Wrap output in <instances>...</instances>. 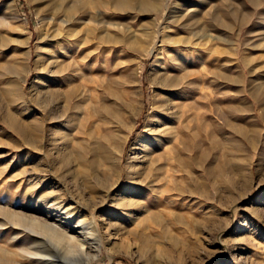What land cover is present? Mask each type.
Masks as SVG:
<instances>
[{
  "label": "rangeland",
  "instance_id": "obj_1",
  "mask_svg": "<svg viewBox=\"0 0 264 264\" xmlns=\"http://www.w3.org/2000/svg\"><path fill=\"white\" fill-rule=\"evenodd\" d=\"M115 2L0 0V91L15 79L27 101L25 106H9L6 99L10 97L5 95L0 107V250L4 248L0 257L9 247L32 246L23 236L11 245L7 241L11 231L7 209L32 214L40 207L47 210L38 202L42 196H62L59 200H64L71 193L78 197L81 189L62 162L72 146L68 137H77L82 143L78 155L89 158L87 150L97 149L102 138L114 131L122 141L123 174L130 161L135 164L138 160L137 165L147 167L149 156L157 161L156 170L152 184L137 186L138 197L133 199L141 205L127 216V211L115 206L116 199L126 194L129 180L124 177L115 185V177L111 178L108 189L113 190L108 192L106 204L93 207L89 199L76 211V218L95 216L102 235L103 246L91 264H264V136L260 139L264 128L259 121L261 108L247 98L251 91L260 95L263 91L264 0H161L157 7L141 12L133 0ZM54 11L69 21L67 28L74 42L68 43L72 57L62 60L68 62L74 56L75 68L66 72L73 75V81H62V87L58 75L47 72L45 64L37 66V54L45 53L40 49L44 25ZM192 32L199 36L193 42L199 47H187L176 39H185ZM18 35L21 43L15 40ZM50 46L59 49L55 43ZM153 46L156 52H144ZM19 61L26 70L17 79L12 69ZM85 62L90 72L83 76ZM184 68L192 74L194 85L184 92L172 90L164 79L181 74ZM34 82L39 83L37 88ZM71 85L77 90L72 102L80 103L74 128L66 122L71 112L72 102L66 98ZM243 88L246 94L240 98L237 93ZM57 89L61 99L49 94L48 102L40 104L37 90ZM8 109L28 124L31 141L25 142L8 128L2 115ZM156 111L160 122L153 125L156 134L151 133L147 140L149 118ZM178 115H187L181 128ZM167 130H175V135ZM242 133L249 136L245 143ZM173 145L174 153H167ZM146 149L152 154L146 155ZM171 156H180L182 161L196 157L191 170L202 183L196 193L183 183L184 191L178 195L164 179L185 182L191 168V163L179 165ZM155 177L164 180L158 183ZM141 194L152 199L151 206H146ZM64 206L71 211L75 205ZM63 215L60 218H66ZM86 245L84 249L90 252ZM22 262L41 264L37 259Z\"/></svg>",
  "mask_w": 264,
  "mask_h": 264
},
{
  "label": "bare ground",
  "instance_id": "obj_2",
  "mask_svg": "<svg viewBox=\"0 0 264 264\" xmlns=\"http://www.w3.org/2000/svg\"><path fill=\"white\" fill-rule=\"evenodd\" d=\"M78 1H80V0H78ZM112 1L115 2L116 0H111V2ZM160 1L161 0H133V2L137 6L136 8H138L140 10V12L142 10L148 8V7H154V6L157 7L159 5ZM75 2H76V0H75ZM104 3H106V2H104ZM61 4H63V3H61ZM126 5H127V3H126ZM117 8L119 9V7H117ZM128 9H130V8H128ZM59 10H60V8H59ZM139 10H138V12H139ZM98 11H100V10H98ZM148 12H150V10ZM60 18H59V16H57V12L54 11L53 16H51L49 18V22L46 23L47 25L46 26L44 25L43 37H42V42L43 43L40 46V49H43L45 51V53H44V55H42L41 53L37 54V66L39 68L41 62H42L43 66L45 64L47 72L55 73L54 74L55 76L58 75L57 76V79L59 81L58 86L62 87V85H61L62 81H66L69 84H71V82L73 81V77H72L73 75L71 76V74H67V73L70 71V69L73 70L75 67L73 68L74 65L72 63V60L74 59V56L69 61L67 59L68 62L62 61L63 60V56L72 57V55L70 54V50L68 48V43L69 44H73L74 42H71V40H72L71 36H73V34L70 31L68 32L69 28H67L68 24H69V21L66 18H61V19ZM212 20H214V19H212ZM213 22L214 21H212V23ZM207 23H208V21H207ZM221 24H222V22H221ZM9 25H11V24L9 23ZM115 26H116V24H115ZM103 27H105V26H103ZM117 27H118V25L116 26V29H117ZM65 28H67V31L65 30ZM101 29L103 30V28H101ZM127 30H128V28H127ZM188 30H190V29H188ZM189 35L190 36L185 37V39H180V37L176 38V39H179L178 42L183 41V43L187 47H190V48L197 47L198 45L193 43V42L195 40L199 39L198 34H195V33L192 32ZM76 36H77V34H76ZM15 40L18 43L19 42L21 43L23 41L22 38H20L19 35H18V37L15 38ZM52 43H55L56 45H58L59 49L51 50L50 49V47H51L50 45ZM79 43L81 44L82 42L80 41ZM79 43L78 44L76 43V44L79 45ZM85 44H87V43H85ZM80 48L81 47L78 48V54L81 52ZM88 48H90V47H88ZM203 49H204V47H203ZM155 50H156V47L153 46L149 50L145 49L144 52L145 53H154V52H156ZM204 50H206V48ZM157 52H158V50H157ZM205 52H208V51H205ZM89 55H90V53H89ZM28 56H29V53H28ZM185 57H186V54H185ZM208 57L210 58L212 56H208ZM25 60H27V58L23 59V61H25ZM23 61H19L17 64H15V66L12 69L13 76L15 78H17V79L19 78V75L23 74V72H25V70H26L25 69V64L23 63ZM25 63H28V62L25 61ZM82 65H83V67H82V73L81 74L84 73L83 74V76H84V75L87 74L86 72L88 70L90 72V69H89V64L88 63L85 62ZM177 67H178V65H177ZM245 68H246L245 66L242 68V70L244 72H245ZM189 72H190L189 69L187 70V69L184 68L183 72L181 74H179V75L174 74L171 77L170 76H168V77L166 76L167 78L164 79V83L167 84V85H170V88H172V90L174 88H176V90L180 89L181 91L184 92L187 89L188 86L194 85V82H193V80L191 78L192 74L189 73ZM6 73H8L7 70H6ZM216 74L218 76L217 72H216ZM78 75L80 76V74H78ZM219 76H221V75H219ZM225 77H227V76H225ZM222 78H223V76H222ZM228 81H232V78L230 77V75H228ZM249 81H250V79H249ZM240 83H243L242 85H244L245 81L242 80ZM37 84L39 85V83H37ZM37 84H35V82H34L33 86L35 88H37ZM71 86L73 87V85H71ZM72 87H69L70 91H68L69 93H67V95H66L67 100H71V102H72V99L77 97V90L74 87L73 88ZM258 88H257V90H258ZM246 90L247 89L243 88L241 91H239L237 93L238 94L237 96H239L241 98V94H246ZM54 91L55 92L37 90V93L40 95V98H41L40 99V104L42 105V103H44V101L48 102L49 94L53 95L54 99H55V96L59 97V99H61L60 91L58 89L54 90ZM192 92H193V90H192ZM190 93H191V90H190ZM5 95L10 97L9 100L6 99V101H8L9 106L10 105H21V106H25L26 105L27 101L22 96L21 92L19 91V88H18V85H17V82H16L15 79H12L11 82L6 84V86L3 88V90L0 91V107L2 106L1 102L5 99ZM247 98L251 102L255 101L259 105V107L261 108L262 115H261V117H259V121L261 122L260 124H262V127L264 128V84H263V91H262L261 95L258 92H256V91H251L250 94L247 96ZM231 99L234 100L233 97ZM58 102L59 101H56V103H54V105L56 107L58 105ZM82 103L85 104L86 100L82 101ZM54 105H52V106H54ZM79 105H80V103H78V102L77 103L76 102H72L71 103V106H70L71 112L69 113L68 119L66 121L68 123L69 128L71 126H72V128H74L77 125V123H78L77 118H76V114H75L77 110L75 111V109ZM43 106L46 107V105H43ZM79 113H81V112H79ZM157 113L158 112L156 111V113L151 115L150 118H149L150 119L149 122H150L151 127L148 129L150 133L147 135L148 136L147 140L151 139V138H149L151 136V133L154 134L156 132V129L155 128L153 129V125L155 127V125L160 122V120L156 119L157 118ZM159 113H161V112H159ZM170 113H172V112H170ZM2 115H3L4 122L7 123L8 128L11 131L19 134L25 142L31 141V136H30L31 130L29 129L28 124H26L24 122L25 120L24 121L23 120H19L17 118L16 114L14 112H11L9 109L4 111V114H2ZM186 116L187 115L178 117L180 122H181V125L179 126L180 128L183 127L184 124L182 122H183V119L187 118ZM170 118H171V116H170ZM169 126L171 127V125H169ZM163 127H165V126L163 125ZM161 128L162 127H160V129ZM243 129H242V132H243ZM162 130H163V128H162ZM172 131H170V130L168 131L167 130L168 133L173 134L174 131L173 132ZM236 132H237V130H236ZM240 132H238V133H240ZM109 133L110 134L108 136L102 138L103 141H101V143H100L101 145H99L97 147V149H90V150L88 149L87 150V153H88L87 155L90 156L89 158L86 157L85 155H78L79 148H81L80 144H82V143L79 144V142L77 140V137H73V140H71L72 139L71 137H68V140L72 144V146L69 149L67 155L62 157V162L66 164V166L68 168V171L70 172L69 174H71V176L70 175L69 176L72 177L74 185L77 188L81 189L79 194H78V197H76V195L71 194V193L68 194L67 197L64 200H59L60 198H62V196H58L55 199H51V198L49 199V197L42 196V197L39 198L38 202H42L43 209H44V207H47V208H45L47 210L41 211V207H40V209L38 208V210H36L32 214H26V213H23V212H17L15 210H13L12 208L11 209L9 208V209L6 210V215L8 216L9 222H10V228L12 227L11 229L9 228V230H11V231H10V234L7 235L8 236L7 237L8 238L7 241L11 245L14 240L17 241L19 238H21L23 236L22 238L28 241L27 244L30 242V244L32 246L27 248V246L29 245L28 244L26 246V248H24L25 247L24 246V247H21V248L16 249V250H13L14 248L11 249L9 247L8 250L6 249L7 251H5L4 256L0 257V264H23L24 262H22V261L25 260V259H27V261L29 259L30 260L37 259V261H39V263H41V264H91L96 258H98L100 250H101V248L103 246V239H102V235L100 233L99 226L97 224V218L95 216H92V215H91V218H89L88 220H84L80 216L76 218V211L79 212L80 208L85 207L83 205H84V203L90 202L89 199H91V201L93 202V207H97L99 205L106 204L107 197H109L108 196V192L110 190H113V188H110V190L108 189L109 188L108 187L109 186V182H111L110 181L111 178L115 177V183H114V185H115L121 180V178L124 177V178L129 180L128 186L126 188H124V191H126L125 192L126 194H123V196H121V197L116 199L117 202H115L116 203L115 206L116 207H120V209L122 208V210L127 211L125 213V215L127 216L129 212H132L133 210L139 208V206L141 205L139 202H137V201H135V199H133L135 196L138 195L136 188H137L138 185H141V184H143L145 182L146 183L153 182L151 180V176H152V172H154L156 170V168H154V166L157 163L155 158L153 159L151 156L146 157V158L149 159L147 161V163H148L147 167H145L143 165H137L136 163H137L138 160H136L135 164H132L131 161H130L129 165L125 166V170H124V174H123V170L121 169V160H122V156H123L122 155L123 154V150L119 148L120 145H121V142H122L121 141V137H120V135H117V133H115L114 131H111ZM161 134H164V133H161ZM158 135H160V134H158ZM173 135H175V134H173ZM155 136H157V135H155ZM263 136H264V133L261 131L260 139ZM176 137H178V136H176ZM241 137L244 139V143L247 141L246 138L249 139V136L248 135L246 136V134L241 135ZM166 142H167V140H166ZM249 142H251V141H249ZM174 144H175V142H174ZM252 144H250V145H252ZM254 144H253V146H254ZM255 147H256V145H255ZM255 147H254V149H255ZM174 148H175L174 145L171 148H168L169 150H168L167 153L170 152V153L173 154L174 151H175ZM82 149H81V151H82ZM145 151H146V153H145L146 155H151L152 154L150 149H146ZM117 152L120 153L119 157L117 155ZM179 155H180V153H179ZM162 157H158V158H162ZM171 158L174 159L173 156H171ZM140 161L141 160H139V162ZM174 161H175V163H178L179 165H182L185 162H188V164L191 163V165H190L191 168H190L189 172L187 173L188 175L186 177L187 181L185 180V182H184V180H178L175 177H172L171 179H169V177L168 178L166 177L164 179L165 180L168 179V184L171 186V189H173L174 191L176 190L178 195H181L182 191H184L183 188H185V187L183 186V183L185 184V186L187 184H188V186L191 185L192 188H190L189 191L191 190L190 191L191 193H193V192L196 193L197 190H198V186H200L199 183H201V182H199L200 181L199 178L195 174H193V171L191 170V169L195 168V167H193L192 163H194V162L197 163L196 157L195 156L194 157L190 156L188 161H186V160L182 161L180 156L179 157L177 156V159H174ZM202 161H203V159H202ZM159 170L160 169H157V172ZM161 170H162V167H161ZM155 178H157V182L158 183L163 182V180H164V179L158 178V177H155ZM167 186H166V188L171 190ZM198 192H200V191H198ZM86 195L89 196V197H86ZM51 196H52V194H51ZM141 196L144 198V200H145V202L147 204L146 206H149L150 204H152V201H151L152 199L147 197L146 194H141ZM66 199H67V201H65ZM48 203H49V205H47ZM66 204H68V205L69 204H74L75 206L72 207L74 209V211H72L73 209L70 211L69 207L65 208L64 205H66ZM143 205H145V204L143 203ZM90 206H91V204H89L86 207V209L90 208ZM80 211H81V209H80ZM40 213H42L43 215H41ZM61 214L66 215V218H63V219H65V221H63V219L60 218ZM152 214H154V213H152ZM6 224H5V226H6ZM7 230H6V232H7ZM23 239H22V241H23ZM86 244H88V247H90V248H88L90 250V252H88L87 250L84 249V247L87 246ZM0 251H4V248H3V250H0ZM92 252H93V254H91ZM51 253H53L54 255L51 254Z\"/></svg>",
  "mask_w": 264,
  "mask_h": 264
}]
</instances>
